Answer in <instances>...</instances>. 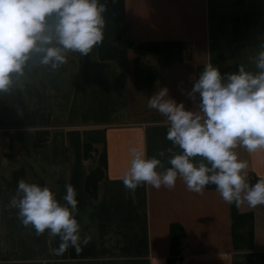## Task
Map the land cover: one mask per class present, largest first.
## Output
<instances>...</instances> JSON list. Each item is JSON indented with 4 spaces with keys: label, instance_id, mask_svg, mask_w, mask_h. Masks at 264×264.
<instances>
[{
    "label": "crops",
    "instance_id": "crops-1",
    "mask_svg": "<svg viewBox=\"0 0 264 264\" xmlns=\"http://www.w3.org/2000/svg\"><path fill=\"white\" fill-rule=\"evenodd\" d=\"M123 2L133 42L188 44L189 58L167 66L150 86L153 94L166 87L169 97L195 109L199 97L192 101L187 91L198 66L202 71L212 63L221 74L236 72L238 64L255 70L249 58L264 42V0ZM136 54L129 49L126 62L118 64L100 60L95 47L83 56L69 53L54 71L33 61L23 87L0 95V264H264V206L228 204L215 187L190 192L181 178L172 189L141 184L132 191L123 185L131 145L157 158L173 147L165 138L166 118L149 108L146 116L129 92ZM84 143L105 152L94 195L85 178L98 159L83 156ZM235 151L248 163L250 183L264 178V151ZM21 179L47 185L58 199L66 184L74 187L81 233L91 236L80 252L69 247L57 256L52 249L58 236L36 235L21 224L18 210L9 206ZM231 206L251 215L250 247H233Z\"/></svg>",
    "mask_w": 264,
    "mask_h": 264
},
{
    "label": "clouds",
    "instance_id": "clouds-1",
    "mask_svg": "<svg viewBox=\"0 0 264 264\" xmlns=\"http://www.w3.org/2000/svg\"><path fill=\"white\" fill-rule=\"evenodd\" d=\"M105 11L102 0H0V95L23 87L33 61L54 71L69 53H91L104 40ZM258 48L249 58L254 71L238 64L236 72L221 74L218 66L206 63L187 91L190 100L199 97L195 109L169 97L166 87L147 99V107L166 118L165 138L173 147L157 158L131 145L129 166L121 176L125 188L172 189L181 178L190 192L202 194L214 185L228 204L264 206V178L250 183L248 163L235 151H264V42ZM76 195L71 184L58 199L47 185L21 179L9 206L36 235L58 236L52 252L59 256L69 247L80 252L91 240L81 233Z\"/></svg>",
    "mask_w": 264,
    "mask_h": 264
},
{
    "label": "trees",
    "instance_id": "trees-1",
    "mask_svg": "<svg viewBox=\"0 0 264 264\" xmlns=\"http://www.w3.org/2000/svg\"><path fill=\"white\" fill-rule=\"evenodd\" d=\"M124 0H102L105 3V29L102 44L96 47L100 60H113L123 64L127 60V51L134 48L137 52L133 66L128 69L129 87L131 94L133 88L149 87L152 82L162 76L163 71L173 62L189 58L188 44L180 40H159L133 42L130 37V29L125 20ZM151 52L156 54L158 66L152 67L142 61V53ZM202 66L197 67L201 72ZM198 76V75H197ZM83 156L86 159H98L85 178L86 189L90 195L95 194L97 181L104 175L105 152H96L95 148L87 143L83 144ZM207 187H215L207 185ZM231 233L233 247H250L252 240V220L250 213H240L231 206ZM177 225L172 226V230ZM178 247V246H177Z\"/></svg>",
    "mask_w": 264,
    "mask_h": 264
},
{
    "label": "rangeland",
    "instance_id": "rangeland-1",
    "mask_svg": "<svg viewBox=\"0 0 264 264\" xmlns=\"http://www.w3.org/2000/svg\"><path fill=\"white\" fill-rule=\"evenodd\" d=\"M157 57L158 56L156 54L151 53V52L142 53V61L146 65L152 66L154 68L158 66L157 59H159V58H157ZM134 62H135V58H134ZM151 90L152 89H150V86L149 87L145 86V87L133 88V91H134L133 92V99H137V104H139L142 111H145L144 113H146V116L148 115V113H147L148 112L147 99L149 97H151V95H153Z\"/></svg>",
    "mask_w": 264,
    "mask_h": 264
},
{
    "label": "built area",
    "instance_id": "built-area-1",
    "mask_svg": "<svg viewBox=\"0 0 264 264\" xmlns=\"http://www.w3.org/2000/svg\"><path fill=\"white\" fill-rule=\"evenodd\" d=\"M185 246H186V244H184V242H183V243H180L179 248L183 249V248H185ZM170 264H181V261H180V259H176L173 262H171Z\"/></svg>",
    "mask_w": 264,
    "mask_h": 264
}]
</instances>
